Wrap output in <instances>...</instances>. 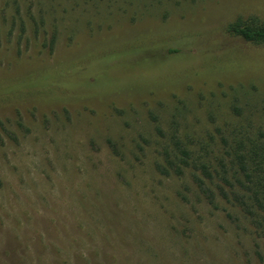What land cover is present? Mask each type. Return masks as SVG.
Returning <instances> with one entry per match:
<instances>
[{"label": "rangeland", "instance_id": "1", "mask_svg": "<svg viewBox=\"0 0 264 264\" xmlns=\"http://www.w3.org/2000/svg\"><path fill=\"white\" fill-rule=\"evenodd\" d=\"M253 15L264 0H0V264H264L227 154L264 136V45L227 32ZM106 45L113 67L89 66ZM72 62L77 91L28 87ZM173 136L230 182L162 173Z\"/></svg>", "mask_w": 264, "mask_h": 264}, {"label": "trees", "instance_id": "2", "mask_svg": "<svg viewBox=\"0 0 264 264\" xmlns=\"http://www.w3.org/2000/svg\"><path fill=\"white\" fill-rule=\"evenodd\" d=\"M227 32L233 36L239 37L246 42H251L258 45H264V20H261L258 16H250L247 18H238L233 23H230L227 27ZM173 43L177 46L175 49H170V54H176L182 48L179 46L173 37ZM106 45L105 50L102 52L98 49L94 50V57L90 60L89 66L91 67H103L110 68L113 61L117 58L112 47L109 49ZM92 53V52H91ZM49 74L40 73L38 79L35 75L30 74L27 79L28 87L34 93H42L52 90H63L68 92L77 91L81 84L82 72L75 62L71 65H67L66 68H61L56 77H49ZM86 78L93 79V81L87 85V89L90 90L96 84L99 79L96 74H88ZM56 79H61L57 81ZM85 79V77H84ZM83 83H85L83 81ZM85 85V84H84ZM109 85H113V79L110 78ZM92 91H94L92 89ZM190 148L180 141L177 136L172 137L171 147L165 148L164 155L166 164H158V168L165 174H181L184 171V167L194 165L196 168L202 170L206 177L214 178L213 173L216 175H222V179L229 183L230 179L225 176L228 174L226 164L220 163L219 167H212L211 165L201 162L196 164L197 160L190 161L192 156ZM229 156L230 169L234 171V177L241 184V193L237 195V201L241 204L244 211L248 214L259 227L264 228V136L259 135L255 138L248 137L235 141V145L230 152H227ZM198 165V166H197ZM223 168L224 170L222 171ZM221 170V171H220ZM213 171V172H212ZM225 171V172H224ZM242 179V180H241ZM201 189L206 193L210 199L213 198L211 194L212 190L206 185L204 179H198ZM222 191L223 187L220 186Z\"/></svg>", "mask_w": 264, "mask_h": 264}]
</instances>
